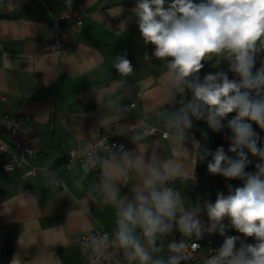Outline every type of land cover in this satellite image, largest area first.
<instances>
[{"label":"crops","instance_id":"0c3cea01","mask_svg":"<svg viewBox=\"0 0 264 264\" xmlns=\"http://www.w3.org/2000/svg\"><path fill=\"white\" fill-rule=\"evenodd\" d=\"M74 1L83 17L81 31L59 55L49 50L50 14L62 12L65 0H0V146L7 145L3 115L31 123L41 143L39 155L14 172L3 170L12 149L0 154V217L18 227L9 264H89L78 244L99 229L114 237L116 208L103 202L97 185L106 169L119 175L114 165L123 162L124 153L154 154L161 162L180 164L185 176L169 180L168 186L180 194L186 208L214 202L218 192L208 173H196L199 143L193 127L198 119L191 117L192 127L183 134L172 123L191 93L182 96L171 86L165 63L152 64L136 23L137 0ZM125 52L134 70L122 76L113 64ZM225 60L205 61L201 79L221 71ZM113 124H118L117 138L126 145L123 154L100 156L87 171L79 163L72 170L63 167L68 152L85 143L95 127ZM146 126L155 134L145 136ZM31 167L37 169L35 174H28ZM140 183L130 170L126 179L117 180V187L122 196L131 197ZM201 219L207 224L206 213ZM215 235L205 233L199 241L214 242ZM181 239L196 240L174 229L158 237L162 251L152 253L153 259L166 260L171 255L168 244ZM116 252L129 264H139Z\"/></svg>","mask_w":264,"mask_h":264},{"label":"clouds","instance_id":"9594fccd","mask_svg":"<svg viewBox=\"0 0 264 264\" xmlns=\"http://www.w3.org/2000/svg\"><path fill=\"white\" fill-rule=\"evenodd\" d=\"M134 13L144 43L165 62L171 86L182 96L191 93L172 119L174 127L183 134L196 117L219 133L227 120L231 133L227 152L223 146L205 149L200 159L211 156L209 174L243 184H227V194L217 192L214 202L204 200L202 206L186 208L180 194L168 186L169 180L185 176L180 164L161 162L154 154L124 153L123 162L114 165L119 175L106 169L97 185L103 202L116 208V228L110 242L106 232L92 237L93 253L103 256L111 243L129 262L181 264L193 258L201 247L197 241L208 233L219 234L223 242L204 264H264V145L253 128L254 123L264 131V63L255 67L257 53L264 50V0H137ZM214 57L226 59L235 78L218 71L201 79L205 61ZM113 67L122 76L134 70L126 52L115 57ZM232 113L235 116L229 119ZM203 135L207 138V133ZM250 156L258 160L254 172L246 171L253 164ZM130 170L141 183L133 187L131 197L122 196L117 180L126 179ZM201 213H206L207 224ZM228 228L240 235H227ZM174 229L196 240L190 245L173 240L166 260L153 259L152 253L162 251L158 237Z\"/></svg>","mask_w":264,"mask_h":264},{"label":"built area","instance_id":"2783aa9c","mask_svg":"<svg viewBox=\"0 0 264 264\" xmlns=\"http://www.w3.org/2000/svg\"><path fill=\"white\" fill-rule=\"evenodd\" d=\"M50 23L53 30V40L49 50L55 54L63 55L67 52L69 46L73 43L75 35L81 31L83 17L79 13L74 0H65L64 10L58 14H50ZM4 121L3 136L7 139V145L0 146V154L7 152L8 148L12 149V154L7 162L3 165V170L7 173L16 171L23 164L36 158L41 151L36 130L31 123L22 117H11L3 115ZM119 126L113 124L104 127H95L90 138L78 147L70 150L65 158L63 167L66 170H72L75 164L87 165L89 169H94L99 162L100 156L106 158H118L126 151V145L117 138ZM145 136L155 134V129L146 126L143 130ZM163 138L168 134L163 133ZM7 165H11V170H5ZM37 169L31 167L28 174H35ZM107 233L109 242L114 238L104 229L94 230L79 241V248L82 256L89 264H129L121 258L116 249L109 246L103 256L93 253L90 246L92 237H99ZM193 241L186 242L191 244ZM201 247L193 254L190 261H182L183 264H204L205 260L215 255L218 248L210 239L205 242L197 241Z\"/></svg>","mask_w":264,"mask_h":264},{"label":"trees","instance_id":"16d2710c","mask_svg":"<svg viewBox=\"0 0 264 264\" xmlns=\"http://www.w3.org/2000/svg\"><path fill=\"white\" fill-rule=\"evenodd\" d=\"M259 47V45H258ZM149 50V56L151 58V62L155 66H159L164 61H161L159 59H156L153 55V48L151 45H148ZM257 63H256V69H258L261 65V63H264V50L257 53L256 57ZM228 62L225 60L224 66L221 71L227 72L229 75V78H235L234 74L228 71ZM255 71V69H254ZM235 116V113H232L229 115V119L233 118ZM225 127L222 129L221 132L215 133L213 132L207 125L206 120L204 119H198V122L194 125V135L199 143V148L197 152V163H196V173L202 174V173H208L207 171V163L209 160H211V156L206 157V159L201 160L200 155L203 153L205 149L215 151L217 147L223 146L225 148V151L227 152L228 146H229V137L231 136V133L229 129L227 128V120L224 121ZM253 128L256 132L259 133L261 137V145H264V131H261L257 125L253 123ZM204 133H207V138L203 135ZM230 156H234L233 153H228ZM253 164L250 165L246 171L254 172L255 168L254 165L258 162L257 158L251 157ZM209 174V173H208ZM209 178L211 180L212 185L217 189V191H223L225 194H227V184L233 185V187L242 186L243 181L241 180H226L225 178L219 176V175H211L209 174ZM18 234V227L14 225H7L3 222V220L0 217V264H9L12 257L13 247H14V241L15 237ZM227 235H240L237 233L234 229H231V231ZM243 239V238H242ZM247 242L251 243L253 242L251 239H248Z\"/></svg>","mask_w":264,"mask_h":264},{"label":"rangeland","instance_id":"374dc122","mask_svg":"<svg viewBox=\"0 0 264 264\" xmlns=\"http://www.w3.org/2000/svg\"><path fill=\"white\" fill-rule=\"evenodd\" d=\"M225 223H227V221H225ZM230 231L231 228H228L226 234H228ZM222 242H223V237H221L219 234H216L214 240L215 245L219 247L222 244Z\"/></svg>","mask_w":264,"mask_h":264},{"label":"water","instance_id":"95a60500","mask_svg":"<svg viewBox=\"0 0 264 264\" xmlns=\"http://www.w3.org/2000/svg\"><path fill=\"white\" fill-rule=\"evenodd\" d=\"M88 168V167H87Z\"/></svg>","mask_w":264,"mask_h":264}]
</instances>
